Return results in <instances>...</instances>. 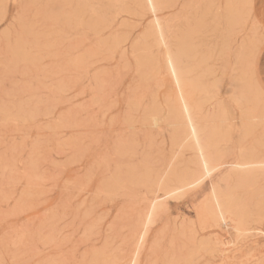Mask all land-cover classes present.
<instances>
[{
  "label": "rangeland",
  "instance_id": "obj_1",
  "mask_svg": "<svg viewBox=\"0 0 264 264\" xmlns=\"http://www.w3.org/2000/svg\"><path fill=\"white\" fill-rule=\"evenodd\" d=\"M116 1L0 0V264H264V213L232 205L264 0Z\"/></svg>",
  "mask_w": 264,
  "mask_h": 264
},
{
  "label": "bare ground",
  "instance_id": "obj_2",
  "mask_svg": "<svg viewBox=\"0 0 264 264\" xmlns=\"http://www.w3.org/2000/svg\"><path fill=\"white\" fill-rule=\"evenodd\" d=\"M146 1L152 4L154 0ZM115 2L117 3L116 0ZM121 7H123V5ZM99 20L100 19H98V21ZM158 36L163 37L161 32H158ZM165 50V60L167 67L177 85V94L179 101L178 108L184 113V116L185 114H193V112L188 114L189 106L187 104L183 86L180 80L179 62L180 55L183 54V51L180 50L176 55H174L168 49ZM239 91L238 105L240 109L241 129L239 132L240 145L235 171L237 192L232 199V205L234 206V209H236L234 215L237 222L236 229L240 231L241 229L244 230L242 227L245 225V221L248 220L247 215L250 211H252L251 209L256 210L258 213H264V152H261L260 150L261 148H264V146L263 144H260V139L259 137H257L258 129L261 126H264V106H259V104L257 105V98L253 96V93L246 89L245 86H243ZM152 117H154L153 114ZM188 121L190 122L189 126L192 130L188 131V133L186 134L190 139L192 147H194L199 155V169L202 170L203 175H210L213 172L214 163V159L211 157L212 154L208 155L206 147L201 143L199 131H196V128L194 127L195 124L192 122L194 120L191 121L190 119H188ZM153 125L156 124L153 123ZM247 141H249L250 143H248V145H245ZM196 181L199 183V178L196 179ZM220 196L221 194L219 192V189H215L212 193L213 202L216 206V212L218 213V215L223 216V214H226L228 212L230 205H228L226 202H223Z\"/></svg>",
  "mask_w": 264,
  "mask_h": 264
},
{
  "label": "crops",
  "instance_id": "obj_3",
  "mask_svg": "<svg viewBox=\"0 0 264 264\" xmlns=\"http://www.w3.org/2000/svg\"><path fill=\"white\" fill-rule=\"evenodd\" d=\"M259 8H261V7L254 4V11L256 13L255 15H256L257 19H259L263 23V25H264V13Z\"/></svg>",
  "mask_w": 264,
  "mask_h": 264
}]
</instances>
